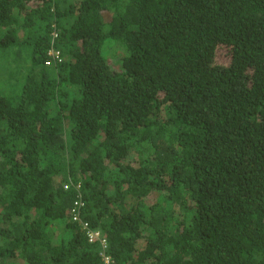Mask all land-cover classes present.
Segmentation results:
<instances>
[{"label":"trees","instance_id":"trees-1","mask_svg":"<svg viewBox=\"0 0 264 264\" xmlns=\"http://www.w3.org/2000/svg\"><path fill=\"white\" fill-rule=\"evenodd\" d=\"M0 264H264V0H0Z\"/></svg>","mask_w":264,"mask_h":264},{"label":"clouds","instance_id":"clouds-1","mask_svg":"<svg viewBox=\"0 0 264 264\" xmlns=\"http://www.w3.org/2000/svg\"><path fill=\"white\" fill-rule=\"evenodd\" d=\"M72 220L77 222L81 226V228L85 230L84 233L87 239L89 240L97 239L99 242H101L102 246L104 247L105 237H100V231L98 229H92L87 226V224L84 222L82 218V214H80L79 216L77 208L73 211Z\"/></svg>","mask_w":264,"mask_h":264},{"label":"built area","instance_id":"built-area-1","mask_svg":"<svg viewBox=\"0 0 264 264\" xmlns=\"http://www.w3.org/2000/svg\"><path fill=\"white\" fill-rule=\"evenodd\" d=\"M105 258V261H107V258L106 257H104Z\"/></svg>","mask_w":264,"mask_h":264}]
</instances>
